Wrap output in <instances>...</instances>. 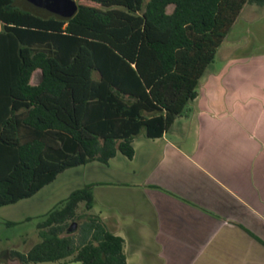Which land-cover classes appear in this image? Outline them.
I'll return each instance as SVG.
<instances>
[{
  "label": "trees",
  "instance_id": "trees-1",
  "mask_svg": "<svg viewBox=\"0 0 264 264\" xmlns=\"http://www.w3.org/2000/svg\"><path fill=\"white\" fill-rule=\"evenodd\" d=\"M13 1L0 0V208L32 198L69 169L107 165L118 154L131 159L139 136L162 137L196 99L243 7H264V0H74L73 17L59 20ZM92 188L72 191L37 224L40 242L9 256L21 264H127L123 239L91 214ZM71 223L82 227L78 245Z\"/></svg>",
  "mask_w": 264,
  "mask_h": 264
},
{
  "label": "crops",
  "instance_id": "crops-1",
  "mask_svg": "<svg viewBox=\"0 0 264 264\" xmlns=\"http://www.w3.org/2000/svg\"><path fill=\"white\" fill-rule=\"evenodd\" d=\"M133 149L58 175L76 178L67 195L93 185L127 264H264V7H243L196 99Z\"/></svg>",
  "mask_w": 264,
  "mask_h": 264
},
{
  "label": "rangeland",
  "instance_id": "rangeland-1",
  "mask_svg": "<svg viewBox=\"0 0 264 264\" xmlns=\"http://www.w3.org/2000/svg\"><path fill=\"white\" fill-rule=\"evenodd\" d=\"M24 1L14 0L13 6L21 9L30 8L32 0ZM250 6L246 5L249 9ZM39 80L40 72L37 70L32 75L31 84L36 85ZM70 173L67 172L63 176H58L56 182L46 186L32 198L0 208V264H21L19 260L11 258L9 252L17 251L25 254L40 242L37 224L43 220L45 214L59 207L69 196L67 194L70 188H75L77 184L76 178ZM77 213H85L82 204L79 205ZM70 234L78 245L79 237H83L82 227L77 225L76 230ZM36 264H60V262ZM63 264L79 263L67 262Z\"/></svg>",
  "mask_w": 264,
  "mask_h": 264
},
{
  "label": "water",
  "instance_id": "water-1",
  "mask_svg": "<svg viewBox=\"0 0 264 264\" xmlns=\"http://www.w3.org/2000/svg\"><path fill=\"white\" fill-rule=\"evenodd\" d=\"M30 5V8L23 9L44 18L54 16L59 20H68L76 12V2L74 0H32V4ZM76 227V223H71L67 233L74 232Z\"/></svg>",
  "mask_w": 264,
  "mask_h": 264
}]
</instances>
